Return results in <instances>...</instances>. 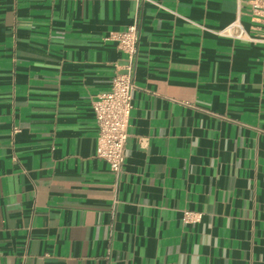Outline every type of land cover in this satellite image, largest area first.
Returning <instances> with one entry per match:
<instances>
[{"label":"crops","instance_id":"1","mask_svg":"<svg viewBox=\"0 0 264 264\" xmlns=\"http://www.w3.org/2000/svg\"><path fill=\"white\" fill-rule=\"evenodd\" d=\"M153 1L0 0V264H264V42L195 24L251 0ZM136 22L117 180L92 101Z\"/></svg>","mask_w":264,"mask_h":264},{"label":"built area","instance_id":"2","mask_svg":"<svg viewBox=\"0 0 264 264\" xmlns=\"http://www.w3.org/2000/svg\"><path fill=\"white\" fill-rule=\"evenodd\" d=\"M148 1L154 2L153 0ZM242 14L239 12L235 20L217 30L203 24L193 23L217 36L232 40L264 42V0L250 1V7L246 12L250 17L248 26L241 19ZM254 33H259V35H254ZM105 40L116 43L126 55V64L122 66L123 71L119 69L112 77L111 89L100 93L92 101V107L98 126L97 157L110 165L119 180L128 157L127 142L130 119L134 109L135 75L140 45L139 25L136 22L125 31L110 32ZM185 218L187 222H195L202 218V214L187 211Z\"/></svg>","mask_w":264,"mask_h":264}]
</instances>
